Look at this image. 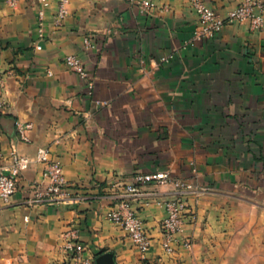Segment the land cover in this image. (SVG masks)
<instances>
[{
	"label": "crops",
	"instance_id": "crops-1",
	"mask_svg": "<svg viewBox=\"0 0 264 264\" xmlns=\"http://www.w3.org/2000/svg\"><path fill=\"white\" fill-rule=\"evenodd\" d=\"M243 1L206 0L222 17ZM39 8L40 0L15 8L0 0L9 103L0 151L50 148L71 200L32 203L44 169L32 165L10 200L0 199V264H68L71 228L88 257L113 252L117 264H264V27L230 24L198 41L188 0H161L147 14L121 0H70L56 29L52 1L40 41ZM68 55L81 58L87 80L65 66ZM18 122L33 125L27 143ZM159 172L189 185L182 236L191 246L163 252L158 202L175 192L149 184L132 203L152 239L142 256L108 214L125 185Z\"/></svg>",
	"mask_w": 264,
	"mask_h": 264
},
{
	"label": "built area",
	"instance_id": "built-area-1",
	"mask_svg": "<svg viewBox=\"0 0 264 264\" xmlns=\"http://www.w3.org/2000/svg\"><path fill=\"white\" fill-rule=\"evenodd\" d=\"M54 1L57 11L54 17V26L59 29L70 15V0H40L38 10L39 39H44V19L46 10ZM137 8L141 14H147L156 2L161 0H121ZM193 12L197 16L198 28L194 38L198 41L215 38L226 25L248 23L250 30L258 32L264 27V0H244L236 8L229 11L226 17L218 14L206 0H188ZM18 0H7L15 8ZM86 48H90L91 40H84ZM37 50H42L39 44ZM166 61L167 59H163ZM65 66L77 74L82 80L88 79L86 66L80 57L68 55L64 59ZM51 75V73L49 72ZM6 73L0 68V115L9 109L8 100L4 94ZM88 89L93 90V84H88ZM17 133L22 142H29L28 133L32 130L31 123H17ZM43 166L42 180L31 184L34 189L32 203L57 204L71 200L69 183L64 174L62 164L51 158L50 148L41 147L33 156L22 154L16 147H12L7 155L0 151V199L8 202L18 189L19 180L32 165ZM149 184L171 187L175 192L172 199L158 202L165 210L166 216L161 224V247L169 256L176 253L180 247L190 248L191 242L182 236L187 221L188 207L183 199V194L189 190L185 181L175 180L169 173L140 174L130 184L125 185L123 193L119 195L116 206L108 214V219L119 226L131 240L142 256L151 248L152 239L145 229L144 222L133 208V201L142 197V188ZM63 249L68 254V264H95V259L86 255V249L80 242V231L71 228L63 234Z\"/></svg>",
	"mask_w": 264,
	"mask_h": 264
},
{
	"label": "water",
	"instance_id": "water-1",
	"mask_svg": "<svg viewBox=\"0 0 264 264\" xmlns=\"http://www.w3.org/2000/svg\"><path fill=\"white\" fill-rule=\"evenodd\" d=\"M95 264H117L116 263V256L113 252H107L98 256L95 259Z\"/></svg>",
	"mask_w": 264,
	"mask_h": 264
}]
</instances>
